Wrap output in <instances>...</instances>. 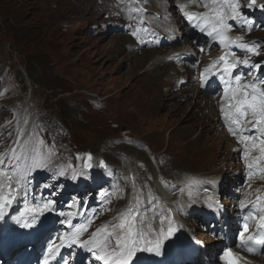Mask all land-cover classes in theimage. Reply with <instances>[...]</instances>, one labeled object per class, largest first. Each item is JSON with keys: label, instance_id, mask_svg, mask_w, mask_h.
Masks as SVG:
<instances>
[{"label": "rangeland", "instance_id": "1", "mask_svg": "<svg viewBox=\"0 0 264 264\" xmlns=\"http://www.w3.org/2000/svg\"><path fill=\"white\" fill-rule=\"evenodd\" d=\"M51 5L59 11L51 14L50 12H55L52 11ZM86 10L91 11L89 8H83L82 4L68 5L65 0H54L52 4L50 0H0L1 55L10 59L16 67L27 66L32 72H40L33 74L26 82L24 88H29L28 94L19 91L20 99L30 98L36 105L37 102L42 105L45 95L54 97L57 101L61 95L68 99H77L84 95L88 100L104 101L103 105L106 107L109 102L118 111L119 116L113 117V121L119 128L106 126L103 121L105 115H86L83 118L87 124H81L79 116L77 118L80 128L84 131L99 138L108 137L90 140L88 136H84L88 145L99 148L105 155L119 147L147 161L144 151L122 143L112 145L114 138H110L122 129H128L131 136L145 135L150 140L147 145H152L168 158L169 163L163 171L169 176L183 171L214 167L208 172L211 173L221 166V161L226 164L241 157V151L230 148V140L227 141L220 131L224 126L218 118V102L208 107L204 104L208 96L199 93L201 87L195 85L196 73L189 74L191 77L188 84L180 90L176 89L174 99L168 98L163 109H152L144 102L147 96L148 101L151 99L149 88L155 90L150 85L153 77L149 76L148 72H143L150 63L149 60L142 54L127 57L126 51L121 52L122 48H119L118 37L112 32H107L105 27L101 32L97 25L89 28L88 25L92 23H98L99 26L105 23L103 18L91 13L84 17ZM92 31L96 34L92 35ZM259 31L258 27H252L249 33L248 30L245 31L244 34L247 35L243 42L249 46L255 42L256 48L260 47L257 38H262L264 33ZM3 60L4 58L0 57V67L3 66ZM167 79L170 80L165 76L162 83H166ZM176 80L173 81L175 85ZM44 85L56 88L49 93L50 89ZM60 87L65 91L64 94H60ZM92 93L103 97L104 100H99ZM175 103L179 104V107L171 108ZM185 104L186 111H182L180 105ZM85 105L77 101L70 103L69 107L76 112ZM170 109H173V112L169 111ZM178 124L185 128H176ZM91 126L96 129H91ZM183 133H191L190 137L196 136L198 143L181 144L176 135ZM231 142L237 144L234 139ZM30 143L34 144V137L30 139ZM168 149L175 153L171 159L166 153ZM28 159L29 146L26 144L23 150L17 153L15 161L10 163L5 157L0 163V169L16 171L18 160ZM46 179L47 177L36 179L34 195L47 200H59L65 192L59 190L42 193L46 187L53 186L52 183L41 185ZM69 193L75 194L76 191ZM88 197L84 195L82 199Z\"/></svg>", "mask_w": 264, "mask_h": 264}, {"label": "snow or ice", "instance_id": "2", "mask_svg": "<svg viewBox=\"0 0 264 264\" xmlns=\"http://www.w3.org/2000/svg\"><path fill=\"white\" fill-rule=\"evenodd\" d=\"M215 2V0H213ZM223 4L227 5L229 8H231L232 11V20H243V22L249 27V30L254 26V22L251 20H247L244 18L239 11L240 4L239 0H223ZM247 7H258L261 10H264V3H257V0H248ZM181 9H183V5L180 6ZM216 16L215 21L210 23L211 31L208 32L209 36H212L214 38L218 37L220 40V43L223 44L225 47H228L229 45L235 43L234 40H230L226 35V30L230 27L227 22L224 14L219 11L215 10ZM184 15L187 19L192 20L194 16L202 17V14L200 13H188L184 12ZM203 18V17H202ZM207 22V21H206ZM205 28L202 26L201 31H204ZM140 29H137L136 32L133 33V35H136ZM243 37H236V40H242ZM238 47L242 49H246L250 53L257 54V48L255 46V42H253L252 46H249V44H240ZM174 57H169V59H173ZM223 62V72L231 77L232 70L237 67L238 64L243 65H249V60H236L232 63H229L226 56H221L218 58L217 61L213 62V65H209V68L205 69V73L209 71L211 67H213L216 63ZM251 68L259 69L261 71H264V65L260 63H253L251 64ZM224 77L222 76L221 79ZM236 85L237 87L231 89L232 91V99H234L235 103L231 105L232 108L235 109L232 113H225V119L229 120V132L233 135L236 134V130L233 126H238L241 123V118L250 114L252 119L255 121L253 123L254 128H258L264 136V89L259 88L257 86L256 81L259 80V77L255 78L251 84H245L241 85L240 76L235 77ZM260 83H264V80H261ZM243 89V90H242ZM247 89H251V92H248ZM249 139H252V137H241L242 141H247ZM253 147H256L254 144ZM259 151L264 154V139L260 140V147ZM245 154L247 155V149L245 150ZM46 157L43 155H40L33 159L32 161V167L34 169H40L46 166ZM88 159H91V156L89 154ZM0 163H2V160H0ZM90 167V165H88ZM249 168L252 167L251 164L248 165ZM63 173H61L62 175ZM4 173L0 172V176H3ZM251 175V173H250ZM75 179V176H73ZM9 180H11V177H8ZM259 199V198H258ZM0 200L3 202L0 203V220H3L5 218L4 216V208L8 206V204L11 203V200H9L7 197H0ZM52 205V201H47L43 203L42 205H38L35 208H29L28 211L33 213L31 220V223H28L27 221L23 223V227L25 228H31L36 223L37 215L42 214L43 212H46L50 209ZM245 205L243 202H241V208H244ZM171 211V210H169ZM252 214L249 213V216ZM169 221V226L167 229H164L161 227L159 230L151 229L147 232L143 231L142 229L138 228L136 226V217H133L131 220H124L121 222L118 227L122 229L123 231L117 234L116 239V245L119 248L118 252L114 253H107L105 252L103 255H101L99 258L105 261V264H108V261L113 259V256H115V259L113 261V264H132L133 258L137 256L138 252H147V253H153L157 256L161 255L162 247L164 246V243L174 235L176 229L172 226V220L170 217L167 218ZM248 217H245V220H247ZM261 223L258 225V229H261L259 231V239L257 243L259 245H264V216H261L260 218ZM67 222V221H65ZM17 223H20L18 220ZM163 223V221H161ZM245 231L247 230V224L244 225ZM86 231V227L84 225H80L75 228L74 231L71 233H65L60 237V243L59 244H50L47 248V252L45 253L44 258V264H49V260H54L56 258V255L59 253L60 249L64 246L71 247L72 245L79 244L81 247L88 248L89 251H92L91 245L96 244L95 237L98 232L101 231V229H97L96 233H92V236L89 237L88 240H80L79 237L82 235V233ZM155 233L154 238H149V236ZM240 246L241 247H247L248 243L253 241L254 237L249 236L247 240L244 239L243 233L240 234ZM140 245H143L142 247ZM247 250L249 252H253L255 249L253 247H247ZM95 255V253H93ZM233 256V253L231 252V249H226L224 251L222 259L228 260L229 257ZM65 264H67V261H65ZM231 264H237L235 260L231 261Z\"/></svg>", "mask_w": 264, "mask_h": 264}, {"label": "bare ground", "instance_id": "3", "mask_svg": "<svg viewBox=\"0 0 264 264\" xmlns=\"http://www.w3.org/2000/svg\"><path fill=\"white\" fill-rule=\"evenodd\" d=\"M52 1L54 0H50L51 4ZM169 1L171 0H168L166 3L160 2L158 0H65V2H68V5L82 4L83 8L91 9V11L86 10L84 17H88V14L91 13L98 18H103L109 26V31H117L120 33L122 32L121 34L116 35V37H118L117 39H119V48H122L123 51H126L125 55H127V57H134L136 55L142 54L143 57L146 58V60H149L150 63L146 65L143 72H148L149 76L153 77L150 85L155 90L149 88L148 91L151 99H149L148 101L147 96L144 99V102L155 110H161L164 108V97L168 95L164 94L160 89H158L155 84L156 77H158L163 72V70L160 69V67L162 66L161 61L171 62L172 64H177V62L174 60H169L167 58L165 52L167 50L169 51V47H165L163 41L151 42L144 36V32L147 26L148 13L150 12L149 9L153 6H166ZM177 6H179V4L172 2V8H175ZM51 8L52 11H55L50 12L51 14L59 11V9L55 10L52 5ZM161 18L162 16L160 17V19ZM151 21L158 22L156 19H151ZM137 29H140V31L136 35H133V33L136 32ZM140 42H143L145 44V49H136L139 48ZM179 49L180 47L173 50ZM168 75L169 73L167 72L166 76ZM170 95L171 99H174L175 96L172 94ZM173 107H179V104L175 103L171 108ZM180 107L182 111H186L187 104L180 105ZM169 111L173 112V109H170ZM175 127L185 128L184 126L179 124ZM188 136H190L189 133H184L179 137ZM192 140L196 141L194 138H192ZM99 243L100 242H98L97 244Z\"/></svg>", "mask_w": 264, "mask_h": 264}]
</instances>
